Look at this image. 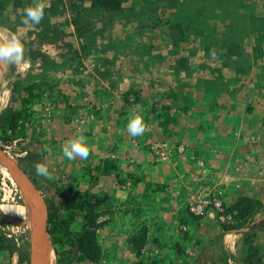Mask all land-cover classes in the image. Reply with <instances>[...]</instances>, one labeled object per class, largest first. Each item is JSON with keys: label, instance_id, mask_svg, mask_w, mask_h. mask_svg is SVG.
Masks as SVG:
<instances>
[{"label": "crops", "instance_id": "1", "mask_svg": "<svg viewBox=\"0 0 264 264\" xmlns=\"http://www.w3.org/2000/svg\"><path fill=\"white\" fill-rule=\"evenodd\" d=\"M247 1L213 0L211 6L203 0L202 7L211 21L212 15L220 17L224 13L226 5L241 11ZM200 4L176 1L165 11L170 18L167 24L143 33L140 30L137 37L129 32L138 28L135 14L140 8L131 10L130 24H120L121 34L116 38L97 35L93 39V48L88 51L95 55L93 76L91 81L76 84L77 91L71 95L78 109L94 117L86 137L88 158L64 157L65 165L71 166L76 177L83 168L89 177V190L95 195L91 181L99 177L100 184L107 185L111 215L107 218L112 220L111 227L115 218L120 217L123 224L118 248L122 254L130 251L132 244L124 238L142 232L146 236L143 247H149L151 253L199 252L200 259L205 255L201 250L207 246L201 238L223 235L226 242L232 236L230 245L222 250L234 254V247L244 241V233L257 226L252 230L254 243L264 244V231H257L258 224H264V37L251 35L243 46L222 43L223 35H213L218 33L210 29L205 14L195 16L193 8ZM252 4L251 11L264 21V4ZM225 21L212 23L220 30V22L225 27L231 24L228 21L225 25ZM142 44L143 50L139 48ZM173 45L176 54L169 50ZM128 92L131 94L126 96ZM43 103H33L31 109L48 116L64 111L59 101ZM133 112L143 117L146 128L135 137L126 127ZM78 135L74 130H63V138L67 136L68 141ZM154 141L169 142L172 156L156 159L151 151ZM179 147L184 148L181 154ZM107 158L117 164L118 170L104 177L100 174ZM79 184L78 190L88 188L86 178L82 177ZM215 190L223 192L227 209H235L243 198L259 204L246 223L236 229L224 228L213 211L201 219L192 216L188 211L192 196L210 195ZM229 213L235 216L236 212ZM234 220L233 226L238 222ZM104 228L110 226L101 227L98 238ZM111 231L109 240L119 237ZM1 245L0 264H17V257Z\"/></svg>", "mask_w": 264, "mask_h": 264}, {"label": "rangeland", "instance_id": "2", "mask_svg": "<svg viewBox=\"0 0 264 264\" xmlns=\"http://www.w3.org/2000/svg\"><path fill=\"white\" fill-rule=\"evenodd\" d=\"M181 1V0H177ZM203 0H187V2H190L193 4L201 2L200 6H196L194 9L195 16L203 15L205 14V17L207 18V21H210L209 14L206 13V9L204 10ZM207 1V0H206ZM209 4L212 6V1L208 0ZM252 1L256 2V5H261L260 3L264 4V0H250L245 3V6L242 7L241 11H237V9H230L229 5H226L228 7L225 8V11L221 16L214 14L212 15L211 21L207 24L209 25L210 29L216 31L218 34L213 35H219L222 34L224 39L222 40V43H234L236 45L241 44L243 46L246 44V39H250V36L253 35L254 37L258 35L260 38L264 37V21H261L258 16L253 13V10L251 11ZM153 2V1H152ZM207 4V3H204ZM148 5V4H147ZM197 5V4H196ZM7 10L10 9L11 5L10 2H6ZM123 7L122 9L125 10L126 13H130L131 10L137 9L142 7L140 0H135L133 3L127 5L126 2L121 5ZM130 7H133L134 9H131ZM145 7L146 4H145ZM218 7V6H217ZM216 7V8H217ZM165 9V8H164ZM122 11V10H121ZM205 12V13H204ZM216 12V11H215ZM214 12V13H215ZM241 12V13H238ZM5 17L10 16V12H4ZM124 13V11H123ZM141 13L138 12L135 15L137 18L141 21L146 20L147 16L141 17ZM185 13V12H184ZM183 13V14H184ZM107 14V13H106ZM182 14V15H183ZM125 15V14H124ZM160 17H163V20H160L159 24L161 23H168V16L165 12L164 14H159ZM96 15H89L88 19H94ZM1 17V15H0ZM68 17L67 15H62L58 18L59 23L62 25L64 24V19ZM100 24L101 21L97 22V34L98 36H102L103 38H108L110 35L111 37H115L116 35L121 34L120 30V23L115 22V24L111 27L109 24H107L104 21ZM166 18V19H164ZM209 18V19H208ZM264 18L262 14V19ZM54 19V18H53ZM101 19V18H100ZM106 19V18H105ZM134 19V18H133ZM225 21V25L228 23H231L229 26L224 25L222 22ZM99 20V19H98ZM157 19H154L153 21H156ZM198 20V18H197ZM222 21L221 29H216L212 22L215 21ZM54 21V20H52ZM206 22V20H204ZM10 22V21H9ZM135 22V20H134ZM198 22V21H197ZM204 22V23H205ZM12 23V22H11ZM154 23V22H152ZM199 23V22H198ZM12 24L8 22L0 21V42H3L6 39H10L12 35H15L21 42L23 48H24V61L25 64L21 65H15L13 63L3 61L0 62V99L3 97L6 99V103L2 106L0 109V116L3 115L10 107L18 108L20 107V101H19V92L22 90L23 86L28 83H36L38 87L36 88L35 92L38 96H40V100H38L39 103L42 105L45 101H59L61 103L63 108L62 111L57 113L56 115H53L51 117L47 115H43L41 110H32L33 114L30 120H26L24 123V132L21 135H18L17 138H12L9 140H5L6 136L12 135L10 131L3 132L1 130V124H0V147L10 156L12 157L17 163L20 161V159H23L29 155V153H38L40 155L39 163H43L47 166L49 170V175L45 177L38 176V182L41 181V191L39 192L43 196L45 202L46 199H50V193L47 191L53 192L56 188L54 187V183L58 184L64 191L66 195H72L74 193L78 192H86L90 191V181L89 177L85 173V170L82 172L79 171V174L77 173V177L74 175V172H71V166L70 168L68 165H65V159L62 152L61 146L68 140H66L68 137L64 136L63 138V130L69 129L74 130L78 134H86V137L88 136V131L92 127L91 121L93 120V115L91 116V113L87 114L84 109H78L79 106L73 104L71 101V95L76 93V84H79L80 81H91L90 76L92 74V71L94 72L95 64L93 63L95 58V55L90 52L89 58L85 59L84 67H81L77 61H67L64 59L61 52H57L53 46H50L48 44H39V41H35V33H37V28L35 27H28L26 25H18V27L11 26ZM199 25H201L199 23ZM206 25V24H205ZM14 27V28H13ZM224 27L227 29H224ZM71 28L73 33L75 32L76 25L71 24ZM160 28V27H159ZM254 28V29H253ZM33 29L32 34H28L29 30ZM191 30L193 28L191 27ZM186 33V31H183ZM213 32V33H214ZM183 36H186V34ZM212 31H209V36L211 35ZM255 34V35H254ZM71 35V34H70ZM84 37V36H82ZM210 38V37H209ZM73 36H69L68 40H72ZM185 39V38H184ZM83 42L86 43V39H82ZM33 41V43H31ZM250 41V40H249ZM80 43V42H79ZM74 46H77V43ZM80 46V45H79ZM252 47V44L249 45ZM141 50L145 48V46L142 44ZM174 45L169 47V50L172 54H176V51L174 50ZM182 50V47H179ZM219 48V44H218ZM92 50V48H90ZM32 50H41L43 53L49 58L50 61L54 62V65H46L41 63L38 59L34 57V54H32ZM79 58V55H78ZM35 60V61H33ZM93 76V74H92ZM94 83V82H93ZM92 84L89 83L88 86ZM92 86V85H91ZM87 87V86H86ZM85 92V91H84ZM2 94V95H1ZM61 100V101H60ZM71 103H70V102ZM65 102L67 103V106H65ZM74 119V122H73ZM38 120V121H37ZM107 127V126H106ZM110 128V127H109ZM18 130H21L19 128ZM41 135H37V134ZM46 141H44V137ZM62 137V138H61ZM88 139V138H87ZM62 140H66L63 142ZM59 142V143H58ZM158 142V141H154ZM152 144V143H151ZM169 146L171 147V144L168 142ZM27 152V154H24V152ZM34 172L36 173L35 169ZM0 204L3 202L7 203H19L22 205H25L27 202V195L24 189H22L21 184L14 181V179L11 177L10 173L3 169L0 165ZM113 174V173H112ZM82 177L87 179L88 182V188L86 190H78L79 182L82 181ZM80 178V179H79ZM5 181L7 186H4L1 184V182ZM93 184L92 187H96V192L98 196H106L110 197L108 195V187L106 184L102 185L100 184V180L97 178L93 181H91ZM36 185V184H35ZM51 187V189H48ZM84 189V188H79ZM21 201V202H20ZM110 206L113 205L111 201H109ZM108 206V205H107ZM109 207V206H108ZM122 211V210H118ZM102 215L99 218V222L101 223V227L109 225L110 228L106 229L104 228L103 233H100L99 235V243L102 246V249L104 247V254L103 257L100 259V262L97 264H224V259H230L232 262H235L236 264H243V262L239 259L241 257V250L242 245H238L239 247H234L235 253L232 254L230 252L225 253L224 245H229L231 241L232 236H228L227 241L225 242L224 236H220L217 239L214 237L205 239L201 238L202 244L207 243L206 249L204 248L201 251H204L205 255L202 256V260L200 259L199 252H190V253H178V254H154L151 253V249L149 247H143L140 250V253L137 252L135 247L132 246V244L129 246L130 251H126L125 253H121V250L118 248H121V236H120V229H122L123 224L120 221V217L113 220L115 226L111 227L112 220H110L109 216V208H104L102 210ZM37 213H35V221L37 222ZM68 215L67 211L63 212L62 217L66 218ZM18 218V217H16ZM111 222V223H110ZM48 223V221H47ZM257 231H264V224L261 222V224H258ZM47 232L48 229L52 228V225H46ZM73 230H78L82 227V213L80 211L74 212V222L71 225ZM257 227V226H256ZM238 228V227H237ZM115 230L116 234H113V236H119L117 238H114L113 240H109L108 234L113 233L111 230ZM236 229V228H235ZM110 230V231H109ZM49 235V238L51 240V246L54 252L58 251L59 255L56 254V256H53V263L52 264H96L93 261H83V262H77L73 261L71 263H68L67 260L69 258H66L65 251L70 248L68 244L65 243V245L60 246V244H53L52 238L53 236ZM24 237V243L27 242V245H29V257L31 252V243H32V237L30 234V230H27L23 228V235ZM244 236V235H243ZM126 242H129L133 238H124ZM116 244L114 245V242ZM144 246V245H143ZM263 253H264V244H263ZM198 249V248H197ZM114 250V251H113ZM52 251V250H51ZM116 251V252H115ZM129 252L130 254H127ZM203 253V252H202ZM68 257V256H67ZM200 259V262H198V258ZM231 257V258H230ZM66 258V259H65ZM26 264H30V258L28 262H25ZM262 264H264V259L262 260Z\"/></svg>", "mask_w": 264, "mask_h": 264}, {"label": "trees", "instance_id": "3", "mask_svg": "<svg viewBox=\"0 0 264 264\" xmlns=\"http://www.w3.org/2000/svg\"><path fill=\"white\" fill-rule=\"evenodd\" d=\"M8 1L11 5L9 10H7L6 6V2ZM133 1L135 0H44L46 3L45 16L41 23L37 26H32L31 24L26 26L37 28L35 41H39L40 45L48 44L53 46L57 52H61L65 60L69 62L77 61L81 67H84L83 61L89 58L90 53L88 51L91 50L90 48H93V39L97 36V22L102 20V22H100V24H102V16H104V21L111 27L115 22L120 23L124 27L128 26L130 24H127V21L130 20L128 19L129 14L122 9L123 7H121V5L125 2L129 5L133 3ZM140 1L142 4V7L140 8L141 17L145 15L147 18L144 21L139 20L137 30L133 29V31L129 32L132 37H137L138 35L136 34L140 30L142 32L147 28L156 29L157 26H159L160 20H163V17H160L159 14H164V12L167 9H170L177 0ZM145 4L147 7H145ZM32 5L33 0H0V21L8 22L15 28L18 27V25H23L21 21L24 18V9L25 7ZM130 8L134 9L133 7ZM7 11L10 12L9 17H5L4 12ZM90 14L93 16L96 15L95 18L89 20L88 17ZM62 15H67L68 17L64 19V24L61 25L58 18ZM154 19L157 20L153 21ZM169 19L170 18L167 20L169 21ZM71 24L76 25L74 33ZM132 26H134V23ZM33 31V29L29 30L28 34H32ZM181 35L183 36V33H181ZM69 36H73V39L70 41L68 40ZM81 38H85L86 43H81ZM74 42L75 44L77 43V46H74ZM31 43H33V41ZM32 54H34V57L41 63L49 66L54 65V62L50 61L41 50H32ZM236 63L238 64V62ZM239 66L240 63L238 64V67ZM37 87L38 85L33 82L24 85L19 92L20 107H10L0 116L1 130L3 132L10 131L12 134L6 136L5 140L17 138L18 135H21L25 131L24 123L26 120H30L32 117L31 114H33L31 106L33 103L40 100V96L35 92ZM130 94L131 93L128 92L126 96ZM134 96L136 98L137 94ZM50 116L51 115H49V117ZM19 128H21V130H18ZM39 160L40 155L38 153H29L27 157L20 159L18 163L25 173L29 175L32 182L36 184L37 189L41 190V181L38 182V175L34 172V165L39 163ZM103 162L104 166L100 174L101 176H109L111 173L118 170V166L113 160L107 158L104 159ZM54 187L56 189L53 192L47 191L51 195L49 197L50 199H46L48 209L47 224L52 225V228L48 229V233L53 236V244L64 246L66 243L70 246V248L65 251L68 256H66V258H69V260H67L68 263L73 261H93L96 264L99 263L104 253L98 238V230L101 228V223L98 220L102 215V210L108 208V197L98 196L90 191L66 195L57 183H54ZM48 189H51V187ZM41 191L44 190L42 189ZM256 204L259 203L248 198L240 199L234 206L235 209H233L236 212L234 222L238 220L237 224L234 226L231 224H223L224 228L235 229L245 224L249 217L253 215V212H255ZM233 210L226 208L227 212H233ZM65 211L68 213L66 218L62 217V214ZM76 211L82 213V227L79 231L73 230L71 227L74 222V212ZM191 215L199 219L203 218L193 214ZM255 228L256 227L253 229ZM253 229L244 233V241L241 250L242 253L239 258L243 264H262V247L254 243L255 234L252 233ZM144 230L146 231V228H143V231ZM24 237L25 236H22L23 239ZM145 240L146 236L143 232L132 239V246L135 247L138 253H140V250L143 248ZM0 242L2 243L1 247L6 248L10 251L11 255L17 257V264H26L25 262L29 261V245H27V243L22 247H18L13 240L5 238L1 234ZM56 253L59 255L58 251H56ZM223 262L224 264H228V259H224Z\"/></svg>", "mask_w": 264, "mask_h": 264}, {"label": "clouds", "instance_id": "4", "mask_svg": "<svg viewBox=\"0 0 264 264\" xmlns=\"http://www.w3.org/2000/svg\"><path fill=\"white\" fill-rule=\"evenodd\" d=\"M45 7L46 3L44 0H33V5L25 7L24 9V18L21 21L22 24H31L32 26L39 25L45 16ZM3 61L15 65L25 64L26 66V62L24 61V48L15 35H12L10 39L0 42V62ZM126 127L129 134L134 137L142 135L146 130L143 117L135 112L130 114ZM86 140V136L80 134L71 140L66 141L61 146L64 157L68 160H73L79 156L86 160L90 153V148L87 145ZM34 167L38 176L46 178L49 175V170L43 163H36ZM26 243L27 242L24 244Z\"/></svg>", "mask_w": 264, "mask_h": 264}, {"label": "water", "instance_id": "5", "mask_svg": "<svg viewBox=\"0 0 264 264\" xmlns=\"http://www.w3.org/2000/svg\"><path fill=\"white\" fill-rule=\"evenodd\" d=\"M0 163L5 165L9 172L16 177L22 189L25 190L27 199L35 205V213L38 214L35 232L30 231L32 237L30 264H35L36 262L37 264H47L49 249L52 247L46 227L48 221L47 204L29 175L25 173L19 163L10 157L2 147H0ZM0 221L21 228L26 227L24 221L2 214H0Z\"/></svg>", "mask_w": 264, "mask_h": 264}, {"label": "built area", "instance_id": "6", "mask_svg": "<svg viewBox=\"0 0 264 264\" xmlns=\"http://www.w3.org/2000/svg\"><path fill=\"white\" fill-rule=\"evenodd\" d=\"M151 151L156 159L166 160L172 156V148L167 141H158L151 144ZM179 153L184 151L183 147H179ZM24 154H27L25 151ZM2 185L7 186L6 182H1ZM188 211L199 217H206L210 211L216 215V219L220 224H231L234 220V214L226 211L223 202V192L215 190L210 195H194L188 203ZM0 234L5 238L13 240L18 247H22L24 239L22 238L23 229L21 227L7 224L0 221ZM228 264H236L230 259Z\"/></svg>", "mask_w": 264, "mask_h": 264}, {"label": "bare ground", "instance_id": "7", "mask_svg": "<svg viewBox=\"0 0 264 264\" xmlns=\"http://www.w3.org/2000/svg\"><path fill=\"white\" fill-rule=\"evenodd\" d=\"M5 103H6V99L2 97L0 99V109L2 108V106ZM0 165L3 169H6L9 172V170L7 169V167L5 165H2L1 163H0ZM10 175L14 179L15 182H18L15 176H13L11 173H10ZM35 210H36L35 205L33 204L32 201H30L28 199H27V202L25 205H22L19 203H7V202H3L0 204V214H2V215L5 214V216H8V217L13 216L11 218L18 217L16 219H20V220L25 222V226H26L25 229L33 231V232H35V229H36V221H35V217H34L35 216ZM55 253L56 252H54V250H53V254H52L51 250L49 249L47 264L53 263V256L54 255L56 256V254H57V253L56 254ZM35 264H37V262Z\"/></svg>", "mask_w": 264, "mask_h": 264}, {"label": "flooded vegetation", "instance_id": "8", "mask_svg": "<svg viewBox=\"0 0 264 264\" xmlns=\"http://www.w3.org/2000/svg\"><path fill=\"white\" fill-rule=\"evenodd\" d=\"M35 184V183H34ZM11 217H13V216H11Z\"/></svg>", "mask_w": 264, "mask_h": 264}]
</instances>
